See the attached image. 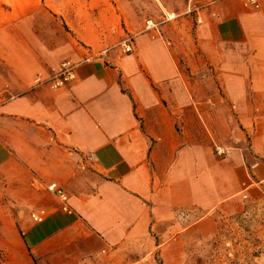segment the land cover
I'll return each instance as SVG.
<instances>
[{
    "label": "crops",
    "instance_id": "crops-1",
    "mask_svg": "<svg viewBox=\"0 0 264 264\" xmlns=\"http://www.w3.org/2000/svg\"><path fill=\"white\" fill-rule=\"evenodd\" d=\"M117 7L102 46L46 3L0 13V264L136 248L180 263L264 181V0ZM64 61L76 66L64 88L33 84Z\"/></svg>",
    "mask_w": 264,
    "mask_h": 264
},
{
    "label": "rangeland",
    "instance_id": "rangeland-1",
    "mask_svg": "<svg viewBox=\"0 0 264 264\" xmlns=\"http://www.w3.org/2000/svg\"><path fill=\"white\" fill-rule=\"evenodd\" d=\"M46 3L63 12L66 32L77 37L89 38L101 46L116 39L122 19L118 0H0L1 18L12 20L38 3ZM73 6L66 15V8ZM7 10L12 13H8ZM0 19V22H2ZM201 239L189 243L180 263H165L159 251L151 249H121L114 256L93 255L83 251L57 254L28 260L29 264H264V181L256 188L254 196L245 203L243 210L233 215L218 213L205 224ZM173 251V250H172Z\"/></svg>",
    "mask_w": 264,
    "mask_h": 264
},
{
    "label": "built area",
    "instance_id": "built-area-1",
    "mask_svg": "<svg viewBox=\"0 0 264 264\" xmlns=\"http://www.w3.org/2000/svg\"><path fill=\"white\" fill-rule=\"evenodd\" d=\"M260 3L261 0H245V5L253 8H259ZM154 27L155 26L151 20L146 21L145 23L146 29H151ZM124 50L126 52H130L132 50L131 38L126 39ZM75 71H76V66L74 64H72L69 61H64L60 64L59 69L53 75L46 78H43L41 76H36L33 80V84L35 86L46 84L53 90H59L64 88L68 83H70L76 78ZM216 152L218 155L223 153L220 150H216ZM48 189L50 191L56 192L61 201L63 202L66 201L67 199L66 195L60 189L55 187V185L49 186ZM30 218L32 221L40 223L45 218V212L44 211L33 212L30 214Z\"/></svg>",
    "mask_w": 264,
    "mask_h": 264
}]
</instances>
